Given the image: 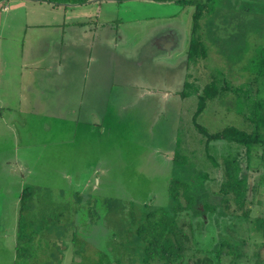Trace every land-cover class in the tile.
I'll return each instance as SVG.
<instances>
[{
	"label": "rangeland",
	"instance_id": "374dc122",
	"mask_svg": "<svg viewBox=\"0 0 264 264\" xmlns=\"http://www.w3.org/2000/svg\"><path fill=\"white\" fill-rule=\"evenodd\" d=\"M83 1L0 0V264H146L137 230L169 207L170 179H197L223 212L226 162L250 169L251 215L199 231L188 216L189 264H264V146L248 157L198 131L264 124V0H215L224 26L192 64L194 6ZM211 82L230 89L199 112Z\"/></svg>",
	"mask_w": 264,
	"mask_h": 264
},
{
	"label": "trees",
	"instance_id": "16d2710c",
	"mask_svg": "<svg viewBox=\"0 0 264 264\" xmlns=\"http://www.w3.org/2000/svg\"><path fill=\"white\" fill-rule=\"evenodd\" d=\"M87 0L83 1L85 3ZM124 1V0H120ZM159 2H174L184 6L192 5L195 7L194 22L192 28V36L190 40L187 62L189 64L205 60L208 57V40L216 41L218 32L222 31L225 19L221 11H218L215 0H155ZM220 24V25H219ZM226 26V25H225ZM264 65V61H262ZM261 74L264 75L262 72ZM185 88L188 82H185ZM184 88V89H185ZM196 94L200 100L199 112H201L207 102L214 100L221 95L220 91L226 92L230 88L223 86L217 87L215 82L208 83L203 88H195ZM221 89V90H220ZM248 93V92H247ZM264 124L257 123L253 132L248 133L236 127H228L221 132L210 134L207 130L199 127V133L206 139V143L226 140L232 143L243 145L246 149V155L252 156L254 152H260L264 146V134L261 133V128ZM174 162L181 164L182 156L174 158ZM249 167H239L233 162L225 163L224 180L221 182L219 202L225 208H229L231 204L238 206V211L241 216H250V210L242 209L245 205L248 193L253 190L257 193L258 187H252L250 176L247 174ZM208 175V174H207ZM197 177L205 184L208 180L202 176ZM206 180V181H205ZM196 182L198 183L197 179ZM193 178H184L182 176H174L169 181L168 193L170 205L168 208H158L147 213L146 221L137 230V236L145 243L146 264L161 263V264H189L192 255L191 237L187 233L185 227L188 225L186 219L189 220V231L201 230L207 221L208 215L216 214L225 216V209L219 211L216 203L209 202L208 199L200 197L199 184ZM204 190V189H203ZM202 192V191H201ZM205 192V191H204ZM32 195L31 190H23L21 203L24 205L26 200ZM203 207V209H201ZM240 216V215H238ZM233 218L235 216H232ZM257 227H264V220H259ZM19 240L23 239L21 235V226H19ZM201 251V250H198ZM189 258V259H188ZM188 259V260H187ZM220 259V256H218ZM193 261V259H192ZM207 259L203 261L201 258L196 260L194 264H210Z\"/></svg>",
	"mask_w": 264,
	"mask_h": 264
},
{
	"label": "crops",
	"instance_id": "0c3cea01",
	"mask_svg": "<svg viewBox=\"0 0 264 264\" xmlns=\"http://www.w3.org/2000/svg\"><path fill=\"white\" fill-rule=\"evenodd\" d=\"M161 46H164L165 47V45H166V42L164 43V44H160ZM171 47L172 45H170V44H167L166 45V47ZM165 47V48H166ZM111 93V92H110ZM110 93H108V95L110 94ZM76 94H78L77 92H76ZM94 94H96V93H93V95ZM112 94V93H111ZM103 95V94H102ZM166 95L168 96L169 95V93H166ZM84 97H83V94L82 93H80V95L78 96H76V102L78 101V99H80V100H82ZM103 98H104V96H103ZM106 107H107V105H105ZM108 109H109V107H108ZM98 107L96 108V109H94V107H93V114H98ZM94 118V117H93ZM93 118H92V122H91V125L93 126L94 124L95 125H97V123L96 122H93ZM23 193V192H22ZM21 196H22V194H21ZM19 218H20V216L18 215L17 217H16V219H17V221H18V223H19Z\"/></svg>",
	"mask_w": 264,
	"mask_h": 264
},
{
	"label": "flooded vegetation",
	"instance_id": "af4514ba",
	"mask_svg": "<svg viewBox=\"0 0 264 264\" xmlns=\"http://www.w3.org/2000/svg\"><path fill=\"white\" fill-rule=\"evenodd\" d=\"M205 142H206V139H205ZM217 165V164H216ZM250 170V169H249ZM249 172V171H248ZM249 176H250V173L248 174ZM209 179V178H208ZM250 183H251V176H250ZM220 193V192H219ZM221 195V194H220ZM246 198H248V195H247V197ZM247 201V200H246ZM245 205H246V203H245ZM231 206H232V204H231ZM231 206L229 207V208H224L225 209V216H226V218H229V219H232L233 217L232 216H236V215H242V213H241V211L239 212L238 210L239 209H237V210H233V211H231L230 210V208H231ZM201 209H203V207H201ZM233 213L235 214V215H233ZM251 213V212H250ZM251 215V214H250ZM219 218H221V217H219ZM258 219V218H257ZM207 220H208V218H207ZM194 264V263H193Z\"/></svg>",
	"mask_w": 264,
	"mask_h": 264
},
{
	"label": "water",
	"instance_id": "95a60500",
	"mask_svg": "<svg viewBox=\"0 0 264 264\" xmlns=\"http://www.w3.org/2000/svg\"><path fill=\"white\" fill-rule=\"evenodd\" d=\"M167 48V47H166Z\"/></svg>",
	"mask_w": 264,
	"mask_h": 264
}]
</instances>
